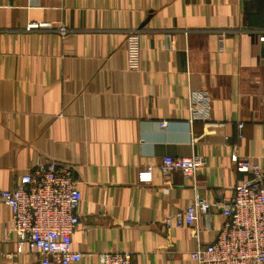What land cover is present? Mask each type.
Listing matches in <instances>:
<instances>
[{
  "label": "crops",
  "instance_id": "obj_1",
  "mask_svg": "<svg viewBox=\"0 0 264 264\" xmlns=\"http://www.w3.org/2000/svg\"><path fill=\"white\" fill-rule=\"evenodd\" d=\"M136 27L141 70L127 65ZM263 34L264 0H0V188L56 160L83 180L73 264L112 250L132 251V264H197L192 227L165 219L196 192L232 196L247 177L236 153L264 167ZM193 89L210 91V120L189 121ZM193 153L206 160L197 189L162 169L166 155ZM225 221L202 215L201 241ZM12 225L0 202V264H39L17 253Z\"/></svg>",
  "mask_w": 264,
  "mask_h": 264
},
{
  "label": "built area",
  "instance_id": "obj_2",
  "mask_svg": "<svg viewBox=\"0 0 264 264\" xmlns=\"http://www.w3.org/2000/svg\"><path fill=\"white\" fill-rule=\"evenodd\" d=\"M48 25L49 23H45ZM31 26H38L32 23ZM264 39V34L262 35ZM127 65L131 70L142 68L140 28L129 29L126 37ZM191 122L212 118V97L207 89H193L188 94ZM161 126L169 121L163 120ZM244 122H239L238 136ZM237 167L247 174L237 181L232 196L209 199L196 192L186 207L168 216L165 221L177 228L192 227L197 241L189 251L197 264H264V167L261 161L236 153ZM206 164L205 156L193 153L188 156L166 155L162 169L166 173L180 171L190 177L197 189V177ZM153 166L140 171V180L152 179ZM83 180L56 160L38 161L22 174L13 188H0V202L13 212V230L17 236V253H29L39 258V264H73L84 254L75 249L73 233L81 222L80 206ZM212 211L222 213L225 223L217 237L203 243L199 220ZM132 251H100L99 264H132Z\"/></svg>",
  "mask_w": 264,
  "mask_h": 264
}]
</instances>
